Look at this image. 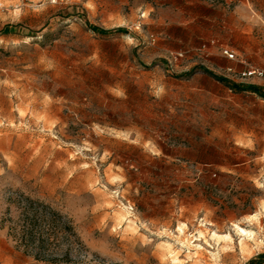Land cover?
<instances>
[{"label": "rangeland", "instance_id": "obj_1", "mask_svg": "<svg viewBox=\"0 0 264 264\" xmlns=\"http://www.w3.org/2000/svg\"><path fill=\"white\" fill-rule=\"evenodd\" d=\"M249 66L264 0H0V264H54L8 235L22 195L72 221L73 264L263 253L264 99L205 71Z\"/></svg>", "mask_w": 264, "mask_h": 264}, {"label": "trees", "instance_id": "obj_2", "mask_svg": "<svg viewBox=\"0 0 264 264\" xmlns=\"http://www.w3.org/2000/svg\"><path fill=\"white\" fill-rule=\"evenodd\" d=\"M205 71L232 89L250 91L264 99V85L243 86L212 71ZM18 207V218L8 226V235L15 241L16 247L40 261L73 264L71 252L77 246L83 247V243L72 221L51 205L28 196L22 195L18 199ZM263 262L264 252L252 258L249 264Z\"/></svg>", "mask_w": 264, "mask_h": 264}, {"label": "built area", "instance_id": "obj_3", "mask_svg": "<svg viewBox=\"0 0 264 264\" xmlns=\"http://www.w3.org/2000/svg\"><path fill=\"white\" fill-rule=\"evenodd\" d=\"M222 54L230 60H235L237 58V54L235 53V51L229 47H222ZM228 70L234 72L232 67H230ZM237 76L242 80L255 77L262 78L264 77V70L259 67L249 66L239 70L237 72Z\"/></svg>", "mask_w": 264, "mask_h": 264}, {"label": "bare ground", "instance_id": "obj_4", "mask_svg": "<svg viewBox=\"0 0 264 264\" xmlns=\"http://www.w3.org/2000/svg\"><path fill=\"white\" fill-rule=\"evenodd\" d=\"M238 228H239V230L241 231V233H242V235H244L246 238L247 237H249V236H252L253 235V233H254V231H253V233L251 232V231H249V230H246V229H244V228H242V227H239L238 226ZM182 232V231H181ZM207 232V231H206ZM227 235V234H226ZM203 236V235H202ZM204 237V236H203ZM229 237H230V234H229ZM251 239V238H250ZM256 239V238H255ZM250 243V242H249ZM167 244V243H166ZM171 245H172V243H171ZM171 254V253H170ZM171 256V255H170ZM175 257V256H174ZM177 258V257H176ZM178 264V263H177Z\"/></svg>", "mask_w": 264, "mask_h": 264}]
</instances>
